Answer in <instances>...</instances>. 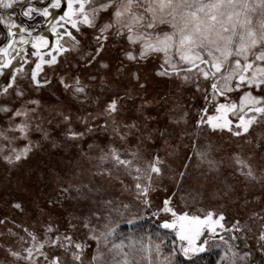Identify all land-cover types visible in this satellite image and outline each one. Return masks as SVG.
Wrapping results in <instances>:
<instances>
[{
	"label": "rangeland",
	"instance_id": "374dc122",
	"mask_svg": "<svg viewBox=\"0 0 264 264\" xmlns=\"http://www.w3.org/2000/svg\"><path fill=\"white\" fill-rule=\"evenodd\" d=\"M66 10L67 4L58 15ZM104 19L106 14L101 22ZM64 29L72 30L80 44L70 48L72 42L62 37L70 50L57 54V62L42 65L38 73V79L49 81L47 85L38 88L31 80L39 59L33 55L23 57L27 62L18 66L21 71L14 70L15 79L12 74L10 83L0 85L8 86L0 92V109H9L0 110V132L8 137L0 136V213H8L0 224V264H51L57 255L67 264H80L73 253L81 256L83 264H96L92 257L98 242L92 237L106 231L105 223L115 231L107 245L103 238L99 241L102 252L123 241L125 251L135 249L130 258L138 264H149V255L151 264H190L181 251L187 241L179 240L175 230L161 227L163 220L173 219L171 213L158 212L166 199L178 214L204 217L212 212L213 219L224 217L221 223L230 231L219 227L216 231L229 241L231 251L225 255L228 245L210 239L196 264H264V118L258 116L249 132L240 136L206 124L196 127L195 115L206 106L204 97H210L209 82L201 78L198 90L194 73L187 82L175 74L157 75L163 55L139 58V46H131L114 29L99 43V33L92 28L82 25L77 33L65 24ZM52 37L48 48L39 49L45 59L51 58L49 50L56 42ZM100 43L103 47L97 54ZM129 50L136 60L126 57ZM76 77L83 93H74ZM61 78L73 87L65 89ZM18 91L23 95H17ZM253 93L259 94L255 89ZM242 94L243 89L230 96L238 102ZM114 98L117 111L109 114L105 109ZM32 100H39V106ZM207 106L214 113V102ZM25 108L35 111L28 114L29 128L23 137L16 130L23 118L13 113ZM65 116L70 119L66 121ZM173 124L185 125L179 137L171 131ZM69 131L83 135L73 138ZM90 131L102 137L88 145L83 136ZM259 141L263 144L256 146ZM25 146L29 151L20 161L5 159L12 149L20 151ZM74 146L86 152L79 155ZM113 148L131 165L115 163ZM156 157L159 174L148 167ZM238 158L245 164H237ZM248 166L252 176L246 175ZM137 183L148 187L146 195L136 188ZM68 236L72 243L65 239ZM75 243L82 248L76 249ZM156 245H160L159 254ZM27 249H32L30 258ZM203 254H214L215 261H202Z\"/></svg>",
	"mask_w": 264,
	"mask_h": 264
},
{
	"label": "snow or ice",
	"instance_id": "6c2138e0",
	"mask_svg": "<svg viewBox=\"0 0 264 264\" xmlns=\"http://www.w3.org/2000/svg\"><path fill=\"white\" fill-rule=\"evenodd\" d=\"M14 3L16 0H0V7L12 8ZM50 7L61 8V0H51ZM32 11L33 9L29 5L28 10L23 11V15L31 16ZM41 11L44 16L51 15L48 8ZM102 14L107 16L103 22H101ZM58 21H63L64 24L57 22L51 25L56 42L51 45L49 50L50 59H45V53L39 51V49L49 47L47 37L39 35L31 41L25 40L23 35L20 37L23 43L32 44L35 51L31 55L39 58L31 70V80L38 88L49 83L47 79L37 78L38 73L43 71L42 65L55 64L57 54L69 51L70 48H75L80 44L72 30L64 29L65 24L70 25L71 29L77 33L81 31L82 25L97 30L99 35L96 36V40L98 43L107 40L110 30L114 29L117 35L125 36L131 46H139V58L143 59L150 54L158 53L163 55L161 70L157 72V75L171 77L175 74L187 82L194 73L198 90L201 78L209 82V88L206 91L210 93L211 98L209 95L204 97L207 103L200 110L202 115L197 121L198 126L206 124L213 130L226 129L234 135L240 136L242 133L249 132L258 116L264 118V0H67V10L58 17ZM0 22H4L3 17H0ZM10 23L13 27L17 26L15 20H11ZM161 25H166V30L160 29ZM58 28L64 30L57 31ZM9 32L11 33V28H9ZM64 36H67L72 42L70 48L65 47L61 42ZM102 47L103 44L100 43L96 49L97 54ZM0 53L7 56V48H0ZM125 55L129 60L137 59V55L131 50L127 51ZM92 59L94 60L95 56ZM10 64L11 60H6L0 64V70ZM182 64L184 67H181ZM103 66L107 67V65ZM16 71H21V69L18 68ZM13 79H15V73H13ZM61 83H64L65 89L73 87L65 83L63 78H61ZM241 89H243V94L239 96L238 102L231 100L229 94L239 92ZM253 89L257 90L259 94H254ZM84 91V87L80 85L79 77H76L74 93H83ZM17 95H23V92L18 91ZM217 97H224L225 101L221 102ZM213 102L215 111L209 114L207 104ZM30 103L39 106L40 101L32 100ZM0 110L9 111L7 107ZM30 111L34 112L35 108L17 109L13 113V116L23 118L16 125V130L23 137H26L29 128L26 121ZM105 111L109 114L115 113L117 99H112ZM229 114L235 119H231ZM64 119L67 121L70 117L65 116ZM233 125L235 128L232 127ZM68 135L75 138L82 136L83 133L69 131ZM0 136H5V134L0 132ZM7 138L5 136V139ZM28 151V146L20 151L12 149L5 159L9 162L20 161L22 157L27 156ZM197 154L204 156V153L198 152ZM111 156L119 165L130 166L132 163L128 159H122L114 148L111 150ZM104 158L101 157V159ZM159 163V157H156V161L148 165L152 173L159 174L161 172L158 167ZM236 163L245 164L239 158ZM140 171L141 169L136 167V172ZM246 175H253L250 166H248ZM135 179L139 180L140 177L137 176ZM148 179L151 180L150 175ZM136 188L141 189L145 195L148 192V187L142 186L140 183L136 184ZM169 203V200L166 199L163 208L158 209V212L171 213L173 219L163 220L161 227L175 230L179 240L187 241L186 244L181 245V251L190 264H196V257L206 250L205 246L208 245L210 239L220 240L228 245L225 255L231 251L232 245L216 231L217 227L224 231H230L224 229V225L221 223L224 219L222 214L216 219H213L212 212H208L204 217L190 216L187 212L178 214L169 206ZM16 207H20V205L17 204ZM124 207L127 208V205ZM85 226L87 227V225ZM103 227L106 231L92 237L98 242L97 252L92 257L93 262L96 264H138L134 258H130L134 256L135 249L130 247L129 251H125L123 241L118 244L112 243L111 247L107 249V253L100 250L99 241L103 238L104 244L107 245L108 237L115 231L108 223H105ZM205 229H207V234ZM205 236L206 238L201 240V237ZM65 239L72 243L70 236ZM33 240H35V236H33ZM74 247L79 250L82 245L75 243ZM26 251L30 258L32 249ZM160 251V245H156L157 254ZM174 252L175 249L171 254ZM12 254L19 256L18 252ZM73 258L83 264L78 253H73ZM51 264H67V262L57 255L52 257ZM149 264H151L150 255Z\"/></svg>",
	"mask_w": 264,
	"mask_h": 264
},
{
	"label": "flooded vegetation",
	"instance_id": "af4514ba",
	"mask_svg": "<svg viewBox=\"0 0 264 264\" xmlns=\"http://www.w3.org/2000/svg\"><path fill=\"white\" fill-rule=\"evenodd\" d=\"M66 4L67 0H61V8H51V0H16L12 8L0 7V17H3L4 21L0 22V48H7L8 51L7 56L0 53V64H3L6 60H11L10 65L0 70V85H3L4 81L9 82L5 74L8 68L16 70V68H21L26 63L21 54L29 43H23L20 39L21 35L24 36L25 40L31 41L35 36L43 35L51 30V25L59 22L58 14ZM29 5L33 9L32 15L25 16L23 11L28 10ZM44 8H48L51 15L44 16L41 11ZM11 20H15L17 26L13 27L10 23ZM9 28H11V33ZM15 28L17 29L13 30ZM21 29H24V31H21Z\"/></svg>",
	"mask_w": 264,
	"mask_h": 264
},
{
	"label": "bare ground",
	"instance_id": "6f19581e",
	"mask_svg": "<svg viewBox=\"0 0 264 264\" xmlns=\"http://www.w3.org/2000/svg\"><path fill=\"white\" fill-rule=\"evenodd\" d=\"M52 34H53L52 30H49V31L45 32V33L43 34V36L47 37L49 42H53L54 39L52 38ZM33 51H35V49H33V48H32V44L29 43V44H28V47L22 51V54H21V55H22V57L32 56L31 53H32ZM13 73H14V68H8V69L5 71V74H6V77H7L8 81H9V83H10V81H11V77H12V74H13ZM8 85H9V84H8ZM7 88H8V86H5L4 88H0V92H4L5 89H7ZM173 126H174V124H173V125H170V128H171L172 133L174 134L175 138H176V137H179L180 133L182 132V129L185 128V125L180 124L179 127H177V126H174V127H173ZM182 126H183V127H182ZM206 126L209 128L208 125H206ZM262 144H263L262 141H259V142L255 143L256 146H259V145H262Z\"/></svg>",
	"mask_w": 264,
	"mask_h": 264
},
{
	"label": "trees",
	"instance_id": "16d2710c",
	"mask_svg": "<svg viewBox=\"0 0 264 264\" xmlns=\"http://www.w3.org/2000/svg\"><path fill=\"white\" fill-rule=\"evenodd\" d=\"M229 95H232V93H230ZM232 100V99H231ZM132 108H134V106H132ZM210 114V113H209ZM202 115V113H201V111H199L198 113H197V115H195V121H194V123H195V126L197 127L198 125H197V119L198 118H200V116ZM229 115H231V114H229ZM87 123V122H86ZM200 126V125H199ZM195 131H196V129H195ZM196 135V134H195ZM102 136H101V134H100V132H98V134L97 133H93L92 131H90L89 132V134L88 135H86V136H83V138H84V140H85V142H86V144H88V145H90V141H92V140H98V138H101ZM192 141H195V140H192ZM76 149H75V151H76V153L77 154H79V155H83L86 151L84 150V149H78L76 146H74ZM73 150H74V148H73ZM150 175V174H149ZM8 213H0V224H2L3 222H4V220H5V218H6V215H7ZM9 214H11V213H9ZM17 223L19 224V222L17 221ZM200 259L203 261H205V260H207V262L209 261H211L212 259L215 261V257H214V254H208V255H201L200 256ZM213 261V262H214ZM200 263H202V262H200Z\"/></svg>",
	"mask_w": 264,
	"mask_h": 264
}]
</instances>
